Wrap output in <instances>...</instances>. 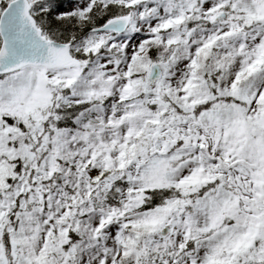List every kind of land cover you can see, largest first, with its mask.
<instances>
[{
    "label": "snow or ice",
    "instance_id": "snow-or-ice-1",
    "mask_svg": "<svg viewBox=\"0 0 264 264\" xmlns=\"http://www.w3.org/2000/svg\"><path fill=\"white\" fill-rule=\"evenodd\" d=\"M0 264H264V0H0Z\"/></svg>",
    "mask_w": 264,
    "mask_h": 264
}]
</instances>
